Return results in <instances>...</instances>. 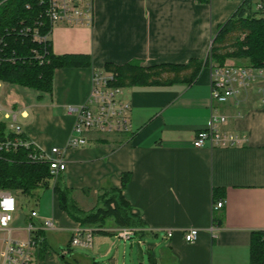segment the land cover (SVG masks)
I'll return each instance as SVG.
<instances>
[{
    "label": "crops",
    "instance_id": "0c3cea01",
    "mask_svg": "<svg viewBox=\"0 0 264 264\" xmlns=\"http://www.w3.org/2000/svg\"><path fill=\"white\" fill-rule=\"evenodd\" d=\"M241 1L92 0L91 22L57 23L48 36L54 54L89 55L91 67L56 68L51 92L0 81V104L16 112L24 136L43 150L62 148L66 169L52 183L59 179L81 209H90L102 189L120 188L121 174H129L122 193L145 233L134 239L151 246L156 264H249L250 233L264 230V103L257 87L215 102L209 66L190 85L122 87L121 99L130 106L128 128L89 131L86 144L64 148L75 121L71 108L87 101L92 76L107 73L105 63L137 59L149 66L204 58L217 26ZM213 108L225 116L221 134L236 141L194 146ZM214 188L222 190L217 200L224 203L216 211ZM50 205L41 223L66 232L67 246L77 222L59 209L53 192ZM93 228L90 248L79 246L86 253L71 252L74 264H118L125 241L116 233L120 227ZM188 228L198 229L193 242L183 238ZM159 236L166 245L157 256L152 245ZM45 238L49 249L39 264H61L64 253L60 257Z\"/></svg>",
    "mask_w": 264,
    "mask_h": 264
},
{
    "label": "trees",
    "instance_id": "16d2710c",
    "mask_svg": "<svg viewBox=\"0 0 264 264\" xmlns=\"http://www.w3.org/2000/svg\"><path fill=\"white\" fill-rule=\"evenodd\" d=\"M40 10L38 0H0V81L51 92L56 68L91 67V58L86 54L56 55L52 52L50 41L37 42L28 35L20 34V29L32 27ZM46 30L47 27H44L41 32ZM36 53L43 55L42 62H39ZM241 62L245 63L243 66L264 68V17L253 9L251 0H242L231 15L217 26L204 58H191L183 64L160 63L149 66L133 59L120 65L105 63L103 68L113 75L114 81L110 83L113 86L166 87L175 83L192 84L205 66L229 63L241 65ZM15 135L0 120V143ZM20 135L24 136L23 133ZM29 151L30 148L0 147V189L35 197L37 188L49 187L53 176L47 163L30 161ZM128 180L129 174H121V187L102 189L96 196L95 204L88 210L77 205L71 197V191L59 179L54 180L51 189L57 196L59 209L80 225L104 227L110 218L117 227L136 228L135 235L141 237L145 234L143 222L122 193ZM221 195V189H213V201ZM214 219L219 221L220 217L215 216ZM41 235L44 236V232ZM66 248L70 250L69 243ZM48 249L45 239L39 255ZM148 264H156L152 252H149ZM249 264H264L263 229L250 233Z\"/></svg>",
    "mask_w": 264,
    "mask_h": 264
},
{
    "label": "built area",
    "instance_id": "2783aa9c",
    "mask_svg": "<svg viewBox=\"0 0 264 264\" xmlns=\"http://www.w3.org/2000/svg\"><path fill=\"white\" fill-rule=\"evenodd\" d=\"M38 5L41 10L32 27L26 26L19 30L20 34L28 35L37 42L49 41L51 29L57 23L74 25L91 22L92 19V0H38ZM253 9L264 17V0H258L253 5ZM44 27H47V30L42 33L41 29ZM35 55L39 62L43 61V55L38 53ZM209 67L211 100L224 103L240 90L247 92L256 86L264 103V68H252L234 63L212 64ZM113 81L111 73L93 74L91 92L87 101L71 108L75 121L64 148H75L86 144V134L89 131L114 132L128 128L130 106L121 99L122 87L110 84ZM0 120L5 122L8 130L16 134L13 138L2 141L0 147L30 148L28 159L47 163L53 179L66 169L62 148L52 146L49 150H43L36 147L27 137L20 135L21 126L16 121V112L13 109L0 104ZM224 120L225 116L213 108L205 127L197 132L193 145L234 143L235 136L221 134L218 129L219 124ZM223 204L221 199L213 201L212 210H219ZM15 209L14 192L0 189V264H39V250L45 240V231L53 226L48 221L40 223L39 226L34 225L32 218L37 217V213L30 208L26 224L19 228L12 227V213ZM136 230L133 227H121L116 233L120 238L127 240L135 236ZM41 232H44V236ZM93 232V227L77 223L70 230L69 245L89 247ZM171 235L172 230H167L166 236ZM197 235V228H188L183 232L186 242H193Z\"/></svg>",
    "mask_w": 264,
    "mask_h": 264
},
{
    "label": "rangeland",
    "instance_id": "374dc122",
    "mask_svg": "<svg viewBox=\"0 0 264 264\" xmlns=\"http://www.w3.org/2000/svg\"><path fill=\"white\" fill-rule=\"evenodd\" d=\"M252 4L256 3L257 0H251ZM231 62H235L232 60ZM241 65L245 63H240ZM1 91V89H0ZM52 179L50 180V185L48 188H37L34 191L35 197H29L25 196L20 192H14L15 200H16V209L12 213V221L11 226L15 228L23 227L26 224L27 216L30 212V208H33L36 213L37 217L32 218V222L34 225L39 226L40 223L43 221V218L41 217L43 214V211L46 209L47 211L51 210L50 201L52 198ZM87 207V206H85ZM112 224V220L108 218L106 220L105 226H108ZM103 228V227H102ZM45 234L50 241L53 249V251L57 252L60 256V252L64 253V259H60L61 264H74V260L71 257V252H78V253H86L85 251L79 250L81 249L79 246H73L68 251L66 249V241H67V233L66 232H58L54 230H46ZM22 235V234H20ZM99 235H105V236H112V234H106V233H99ZM93 238V237H92ZM135 236L131 239H127L125 241H121L119 247H118V264H121L123 261L125 264H148L149 263V252L151 253V250L149 245L143 242V244H137L135 241ZM46 239V238H45ZM119 239V238H118ZM121 240V239H119ZM154 245V253L155 255H160V252L165 247L166 243L165 241L159 236L153 242ZM90 248V247H89ZM61 257V256H60ZM99 263H101L102 259L98 260Z\"/></svg>",
    "mask_w": 264,
    "mask_h": 264
}]
</instances>
